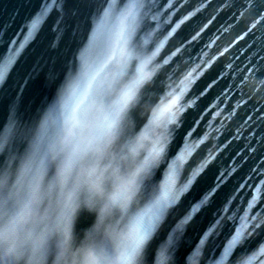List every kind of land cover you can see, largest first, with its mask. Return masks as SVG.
<instances>
[{"label": "water", "instance_id": "95a60500", "mask_svg": "<svg viewBox=\"0 0 264 264\" xmlns=\"http://www.w3.org/2000/svg\"><path fill=\"white\" fill-rule=\"evenodd\" d=\"M44 2L0 0V63L8 57L9 49L19 52L0 80V137L12 120L17 127L38 122L67 75L66 64L72 53L82 46L81 37L90 33L91 17L113 0H54L63 11L50 7L39 30L21 49L27 35L25 25L41 11ZM124 3L125 0H115V6ZM155 3L141 34L153 32V40L162 47L153 64L157 74L146 92L164 93L169 97L168 104L189 79L193 80L177 105V109H182L178 110L180 126L170 127L165 160L156 170V179L163 177L168 164L184 152L186 144L191 145V151L185 155L177 184L186 183L193 172L199 175L159 227L152 240V255L203 199L206 178L226 173V179L208 202L184 225L174 256L175 264L181 259L183 264H213L234 234V220L238 227L240 217L257 212L259 219L264 220V92L253 93L250 80L245 79L253 65L264 72V31L257 25L249 32L253 16L241 7L245 0ZM153 13H159L158 27L151 20ZM192 13L195 15L186 25L195 22L194 30L181 25L176 33H171L179 19ZM57 22L63 29L59 39L54 30ZM196 32L200 34L192 40ZM50 73L58 74L57 78L51 80ZM132 116L139 127L143 123L139 111L134 110ZM16 146L12 139L8 147ZM7 160L8 153L0 152V166ZM90 222V217L83 216L79 227L85 228ZM198 247L200 255L190 261L188 258ZM245 247L247 254L238 247L228 264H257L254 257L264 253V228L256 230Z\"/></svg>", "mask_w": 264, "mask_h": 264}, {"label": "clouds", "instance_id": "9594fccd", "mask_svg": "<svg viewBox=\"0 0 264 264\" xmlns=\"http://www.w3.org/2000/svg\"><path fill=\"white\" fill-rule=\"evenodd\" d=\"M109 73L85 89L75 111L42 115L25 151L0 168V264H149L156 232L143 235L136 220L162 202L164 177L147 196L145 183L171 127L161 115L169 97L146 92L154 65L117 81ZM249 86L264 92V80ZM83 216L91 222L80 228ZM161 247L151 264H175Z\"/></svg>", "mask_w": 264, "mask_h": 264}, {"label": "snow or ice", "instance_id": "6c2138e0", "mask_svg": "<svg viewBox=\"0 0 264 264\" xmlns=\"http://www.w3.org/2000/svg\"><path fill=\"white\" fill-rule=\"evenodd\" d=\"M155 6V0H125L122 6H115V0H113V3H110L107 8L102 9L98 14H94L91 17L92 27L90 33L86 38L81 37L80 44L82 46L78 47L68 60L66 64L68 69L67 75L60 85L55 99L48 105L43 115L47 113V118L54 120L56 115L61 111L65 114L75 111L87 99L85 89L95 82L97 76L105 68L110 67V78L112 81H117L124 77L131 69L140 71L147 66L153 65L162 45L159 41L153 40V32L141 33L143 25L148 18V11ZM50 7L57 8L61 12L63 11L62 6L57 5L54 0H45L41 11L29 24L25 25L27 27V35L24 38V42L19 46L21 49L24 48L29 38H32L33 34L39 30ZM241 7L244 9V12H251L253 16V22L249 27V32L256 29L257 25L260 26L261 31H264V0H245V3ZM199 10L196 9L197 12ZM244 12H241V15H244ZM73 14L75 15V13ZM193 15L195 13L185 15L182 19H179L174 27L171 28V33H176L181 25H185L186 29L194 30L195 22L186 25V21H190ZM151 20L158 27L159 13H153ZM167 23L172 24L173 21L168 20ZM54 30L57 31V39H59L63 35V29L59 27V22H57ZM199 34V32H196V35L192 36V40H195ZM75 35L76 33L74 31L73 36ZM13 44H15V41H13ZM261 50H264V44H261ZM18 54V50L13 51L9 49L8 57L3 63H0V80L5 78V75L8 73L10 66L15 62ZM57 75L50 73L49 78L55 80ZM245 79L264 80V72L260 71L258 65H253L249 68L248 76ZM192 83L193 80L189 79L180 89L179 95L172 99L161 113V115L166 113L168 124L177 125V129L180 126L178 124V110H182L177 109V105L180 97L184 95L185 90L188 88V85ZM33 125L17 127L15 120L10 122L5 135L0 137V152L8 153L7 162L3 166H0V168H6L10 161L15 162L25 151ZM169 135H171V132H169ZM12 139H15L17 143L16 147H8ZM166 143L167 139L156 151V157L158 159L145 183L146 196L150 193L152 186L157 182L156 170L165 160ZM190 151L191 145L186 144L184 152L168 164L167 171L163 175L162 202L158 204L155 211L148 214L146 218L143 216L137 218L136 227L143 235H151L154 231L157 234V224L161 218H163V221L165 220L169 210L188 192L196 180L197 175H199V172H193L186 183L181 186L177 184L176 178L183 166L185 155ZM232 170L234 171L235 169ZM225 179L226 173H220L219 175H212L206 178L203 186L205 192L203 199L191 208L189 215L173 229L172 233L168 235L167 240L159 245L162 246V252L167 251L171 255H176L179 236L183 232L184 225L191 219L192 214H195L200 209L201 205L208 202L209 198ZM251 207L252 204H249V208ZM259 216V212L252 216L246 213L239 218L238 227L236 226V221H233L234 234L228 239L226 245L222 247L219 259H214L213 264H228L238 247L244 250L243 254H247L246 242L251 239L256 230L264 228V220L259 219ZM217 223H219V220ZM202 243L203 240L201 241ZM11 252L12 250H9V255H11ZM199 255L200 248L198 247L188 259L195 261V258ZM152 258L151 242L147 250L149 264H151ZM254 258L257 264H264V253ZM179 264H183L182 259L179 261ZM246 264H251V261L246 262Z\"/></svg>", "mask_w": 264, "mask_h": 264}]
</instances>
